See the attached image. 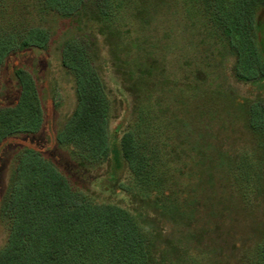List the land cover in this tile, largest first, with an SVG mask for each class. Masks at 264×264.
Listing matches in <instances>:
<instances>
[{
	"label": "trees",
	"instance_id": "trees-1",
	"mask_svg": "<svg viewBox=\"0 0 264 264\" xmlns=\"http://www.w3.org/2000/svg\"><path fill=\"white\" fill-rule=\"evenodd\" d=\"M183 2L0 0V88L4 77L17 91L11 105L0 106V146L18 134L37 133L44 125L32 75L14 61L22 52L47 49L50 32L31 17L52 12L75 28L62 44L60 61L74 78L76 104L55 141L71 146L79 165L102 164L112 156L107 181L124 164L130 183L120 189L134 203L130 210L97 202L74 190L39 150L26 147L25 168L16 171L0 198V215L10 222L0 264H227L222 252L198 246L197 238L203 236L198 232L177 241L167 240L162 232L164 220L193 221L200 203L196 197L187 203L194 193L192 154L201 162L210 161L194 144L180 139L179 105L167 103L164 62L172 29L163 22L175 18ZM185 2L221 32L235 56L237 80L264 78L255 28L264 0ZM92 38L101 39L115 76L131 97L130 122L118 149L109 141V91L94 65L98 53ZM251 113L249 125L255 128L260 110ZM256 249V264H264V243H256Z\"/></svg>",
	"mask_w": 264,
	"mask_h": 264
},
{
	"label": "rangeland",
	"instance_id": "rangeland-1",
	"mask_svg": "<svg viewBox=\"0 0 264 264\" xmlns=\"http://www.w3.org/2000/svg\"><path fill=\"white\" fill-rule=\"evenodd\" d=\"M258 13L255 28L260 42L256 51L264 61V8ZM31 19L48 28V47L22 52L14 64L32 75L45 121L37 133L18 134L0 146V198L16 171L21 173L26 166L23 150L35 147L42 157L52 161L74 190L92 195L97 202L115 203L132 210L134 203L120 189L121 184L130 183L124 164L117 176L107 181L112 156L102 164L80 166V157L72 147L55 141L56 132L76 104L74 78L60 61L62 44L75 28L52 12L33 15ZM163 26L172 29L164 62L167 103L179 105L180 139L194 144L198 154H206L211 161L201 162L198 155L192 154L194 193L187 203L196 197L200 203L198 211L193 221L164 220L163 235L177 241L198 232L203 235L197 238L198 246L222 252L227 264H256L254 245L264 243V78L237 80L232 70L235 56L221 32L198 10H191L185 0L178 15L166 19ZM93 40L98 53L94 65L109 91V141L112 148L118 149L119 139L130 122L131 97L115 76L101 39ZM2 85L0 106L11 105L17 91L4 77ZM252 109L260 110L255 128L249 125ZM9 228V220L0 215V249L7 243Z\"/></svg>",
	"mask_w": 264,
	"mask_h": 264
}]
</instances>
